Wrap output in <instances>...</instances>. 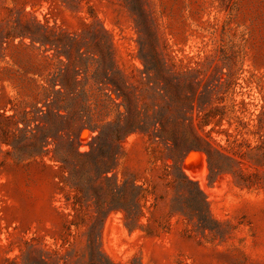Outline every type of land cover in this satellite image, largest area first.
Returning a JSON list of instances; mask_svg holds the SVG:
<instances>
[{
	"label": "rangeland",
	"instance_id": "374dc122",
	"mask_svg": "<svg viewBox=\"0 0 264 264\" xmlns=\"http://www.w3.org/2000/svg\"><path fill=\"white\" fill-rule=\"evenodd\" d=\"M51 86L74 90L59 113L82 114L80 151L89 121L134 130L79 203L52 152L66 124L35 110ZM30 129L58 133L14 155ZM90 259L264 264V0H0V264Z\"/></svg>",
	"mask_w": 264,
	"mask_h": 264
},
{
	"label": "trees",
	"instance_id": "16d2710c",
	"mask_svg": "<svg viewBox=\"0 0 264 264\" xmlns=\"http://www.w3.org/2000/svg\"><path fill=\"white\" fill-rule=\"evenodd\" d=\"M63 87L61 86L59 89H54L52 86L46 88L44 92V100L46 101V111L43 109L36 108L35 110L43 112L48 116H56L59 117L62 122L66 124L63 126L61 130L64 132V141L63 144L60 146H55L52 150L53 158L55 161L60 162V169L69 168L68 176H64V181H70L71 185L75 187L78 192L82 195H75L74 203H79L80 199L86 195L85 187L89 190H92L93 193L98 189L103 188L101 185L97 184L96 181L102 178L103 180H110L108 176H106L107 172L111 171L116 162L118 148L120 146L121 139L130 131L134 130H127L131 124L127 121V117L123 115V112H119L118 117L113 121H108L104 124H90L88 122V127L92 131H97L96 135L92 137V141L88 142L89 150L87 151H80L79 150V143L76 141V131L85 127L83 125V118L82 114L74 115L72 111H67L65 114H60L59 110L68 109V105L62 104V96L68 93H74V90L69 92H62ZM99 89H102L99 87ZM80 94V93H78ZM73 96V95H72ZM75 97V95H74ZM119 97V95H117ZM71 98V97H68ZM116 106L123 105V102L117 103L114 102ZM70 122L74 123L72 128H69L68 125ZM37 125V124H36ZM38 127V125L36 126ZM75 127V128H73ZM29 133V135H27ZM58 132H55L53 135H49L48 132H40L30 130H24L23 133L20 132L17 135L13 136V140H11L10 144L13 147V154L18 157H23L24 155L34 156L36 154L41 153H48L49 150L44 149L43 147L48 144L49 137L55 139ZM40 139V140H38ZM26 140H33L34 145L32 149L26 148L24 142ZM42 141L44 144L40 146V144H36L37 142ZM84 168H88L92 175L89 181H82L77 180L76 175L83 170ZM112 196V202L109 206V209H112V205L115 208L123 209L126 213H129L130 209L129 206L126 204V192H127V183L124 182L122 185H117L116 183H107L105 186ZM91 198V196H90ZM96 206H99V198L93 201ZM89 264H97L92 259H90ZM100 264H115L108 260L103 261Z\"/></svg>",
	"mask_w": 264,
	"mask_h": 264
},
{
	"label": "bare ground",
	"instance_id": "6f19581e",
	"mask_svg": "<svg viewBox=\"0 0 264 264\" xmlns=\"http://www.w3.org/2000/svg\"><path fill=\"white\" fill-rule=\"evenodd\" d=\"M199 155H200V154H199ZM201 156H202V155H201ZM201 159H202V158H201ZM202 160H203V159H202ZM188 161H189V160H188ZM200 163H201V162H200ZM202 163H203V162H202ZM195 164H196V163H195ZM203 164H204V163H203ZM203 164H202V165H203Z\"/></svg>",
	"mask_w": 264,
	"mask_h": 264
}]
</instances>
